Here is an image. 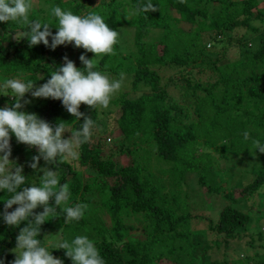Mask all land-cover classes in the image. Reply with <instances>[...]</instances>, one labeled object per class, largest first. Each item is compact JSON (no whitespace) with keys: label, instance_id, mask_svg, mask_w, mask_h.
<instances>
[{"label":"trees","instance_id":"obj_1","mask_svg":"<svg viewBox=\"0 0 264 264\" xmlns=\"http://www.w3.org/2000/svg\"><path fill=\"white\" fill-rule=\"evenodd\" d=\"M48 1L50 11L53 6H59L77 15L96 12L116 31L119 25H130L133 49L126 54L114 51V54L102 55L94 70L111 72L115 76L121 72L130 73L132 85H146L150 93L131 99L122 94L114 99L113 104L119 109V115L114 119L111 112L106 118L99 119L97 107L80 105L79 110L95 122L98 132L116 126L120 136L113 140L114 150L107 155L101 153L99 140L80 145L77 161L87 173L86 177L83 170L75 169L67 161L45 165L42 158L39 160L38 167L52 168L60 183L69 185L68 206L81 204L91 190L96 200L91 211L85 210L81 219L68 223H65L62 211L65 205L59 206L57 218L40 226L37 239L49 248L52 255L57 254L63 264H72L65 255L66 250L53 248L57 244L47 245L45 241L52 234L66 233L75 237L79 232L93 241L105 264H149L152 261L157 264L156 259L161 257L174 264H191L192 258L185 253L162 255L166 241L180 242L190 234L189 223L194 216L190 210L196 206L189 200L193 198L191 191H182L179 184L184 183L192 172L196 187L203 188L207 194L217 193L220 178L209 151L226 160L239 154H260L255 150L253 140L264 143V36L255 34L259 28L252 24L255 20L263 21L264 8L258 5V0H184L183 3L180 0H151L159 10L132 15L137 4L148 0H99L91 8L87 5L93 0ZM213 2H218V7L211 9L208 3ZM125 3L130 11L126 10ZM28 15L30 20L37 19L30 13ZM39 21L50 23L53 34L57 31L58 20L52 13ZM182 23L188 24L189 28L184 29L179 25ZM23 30L25 28L15 21L0 22V72L4 75L22 72L21 79H30L35 85L46 82L50 72L62 65V58L70 45H60L52 50L43 43L29 47L25 38L18 41L11 38ZM204 33L206 40L202 38ZM246 34L258 37L260 46L246 48ZM206 41H233L239 48L240 57L219 63L224 55L222 47L214 59H210L205 50ZM204 57H207L205 62ZM188 65L198 68L195 79L187 77L180 86L183 101L179 103L171 97L165 98L164 89L158 84L157 70ZM77 67L83 70L82 63ZM41 76L43 78L39 79ZM4 101L11 106V100L0 94V105ZM36 109L38 116L53 128L57 123H63L71 130H78L83 124L84 117L76 119L59 100L44 98ZM245 131L249 133L248 140L244 139ZM10 144L11 159L17 164L16 159L23 153L19 165H23V174L28 180L18 190L31 186V183L39 185L42 172L29 167L32 157L38 154L36 149L30 150L27 158L26 146L17 143L14 135ZM114 153L128 154L130 163L115 165ZM147 153L154 158L151 156L149 161L145 160ZM151 158L154 164L150 163ZM160 160L168 165L160 166ZM83 178L87 180L84 182ZM107 178H112V183L108 184ZM263 183L264 170L257 171L240 193L250 195ZM224 195L230 198V193ZM8 196L6 191L0 190V212H3L4 200ZM50 203L54 204V201ZM15 207L13 205V209ZM42 210L38 207L34 211ZM135 214L141 215L138 223L143 240L138 234L129 233L133 226L122 221ZM206 219L208 230L220 234L222 241H226L242 237L241 230L249 217L239 208L223 204L215 220ZM26 224L27 221H21L17 226H9L0 216V259L4 264H10L15 258L11 249L16 245L20 228ZM171 246L170 243L166 248L171 250ZM252 256L253 264L264 263V251ZM235 261L243 264L239 259Z\"/></svg>","mask_w":264,"mask_h":264},{"label":"clouds","instance_id":"obj_2","mask_svg":"<svg viewBox=\"0 0 264 264\" xmlns=\"http://www.w3.org/2000/svg\"><path fill=\"white\" fill-rule=\"evenodd\" d=\"M180 2L183 3L184 0ZM32 7V0H0V22L15 21L25 28L15 35L17 41L25 38L29 47L43 43L52 50L60 45L71 44L93 53V57L113 54L119 33L109 27L102 15L96 12L77 15L70 10L53 6L52 14L58 20L55 26L57 31L53 34L50 23L29 19L28 13ZM157 10L158 7L148 0L147 3L137 4L132 15ZM62 59V65L50 72V78L38 86L30 79L25 81L20 78H8L0 83V94L11 95L14 100L11 106L0 107V190L9 194L4 200V210L0 212V216L9 226H17L21 221H27L26 226L20 228L16 236V245L12 249L15 258L10 264H63L61 259L54 257L49 248L37 239L40 226L51 218H57V208L61 205H65L62 209L65 223L81 219L87 205L68 206L69 185L61 184L57 172L52 168L38 167L39 160L42 158L45 165H58L78 159L80 145L91 139L95 126V122L79 110L80 105L83 103L90 108L99 106L107 109L112 97L124 84L123 72L118 79H112L107 74L94 70L98 60L89 59L84 53L79 56L83 70L67 55ZM42 78L41 76L39 79ZM26 93L33 98L59 100L76 119L84 117L81 128L71 130L63 123H57L53 128L35 112L22 110L31 103V100L25 98ZM66 131L71 133L68 138H64ZM12 135L17 143L36 149L38 154L32 157L29 167L42 172L39 185L31 183V186L18 190L28 180L23 174V165L10 159ZM243 136L245 140L249 139L247 131ZM253 145L255 150L264 153V143L253 140ZM50 201H54V204ZM13 205H16L14 209ZM38 207L43 210L35 212ZM53 248L66 250L65 255L71 259L72 264H105L93 241L84 235H77L71 242L61 241ZM0 264H4L3 259H0Z\"/></svg>","mask_w":264,"mask_h":264},{"label":"rangeland","instance_id":"obj_3","mask_svg":"<svg viewBox=\"0 0 264 264\" xmlns=\"http://www.w3.org/2000/svg\"><path fill=\"white\" fill-rule=\"evenodd\" d=\"M98 1L99 0H93L89 5H87V8H91ZM32 2L33 7L29 10V13L31 15L35 16L39 20H43L45 17L51 15L52 12L50 11L48 0H32ZM208 5L211 7V9L217 8L218 2L208 3ZM258 5L264 8V0H258ZM124 6L127 11H130L127 3H125ZM262 20V22H258L255 20L252 22V24L258 26L259 28L254 33L257 35L260 34L261 36H264V15L262 16ZM179 25H182L184 29L189 28V25L185 23ZM117 32L119 33V37L118 43L114 45V51L120 54H126L128 51H131L133 49L132 27L124 23L118 26ZM14 37V35L11 36V38ZM245 37L246 40L244 42L246 44V48L260 46L261 42L258 37L254 38L249 34H246ZM202 38L203 40H206L207 37L205 33L202 34ZM69 45L70 48L66 55L70 60L75 63L76 66L82 63L79 60V56L81 53H84L89 59L93 58L94 60L99 61V59L101 58V56L93 57V53L85 52L83 48H76L71 44ZM222 47H224V55L218 61L219 63H225L240 57V54H238L239 48L237 47V45L234 44L233 41H230L229 43H226L225 41H216L213 43L207 42L205 45V50H207L210 59H214V57L218 54L219 50ZM203 60L205 62L207 60V57H204ZM196 68L198 67L194 65L159 68L157 70L159 75L158 84L159 86L163 87L165 98L171 97L172 99L181 103L183 100L180 96L182 92L180 86L181 84H184V81L187 77L188 79H195L194 77L196 76L197 71ZM102 73L107 74L112 79L119 78V75L115 76L111 72L102 71ZM124 74L125 80L122 89L112 97L109 107L107 109H103L99 106L97 107V117L99 119L106 118L108 112H111L113 119L119 115L118 106L113 104V100L118 98L120 95L123 94L125 98L131 99L139 94L150 93L148 86L143 85L141 83L132 85V76L130 75V73ZM22 75V72H18L11 75H4L0 72V83H2L5 79L8 78L21 79ZM204 75L205 74L203 73L202 77ZM190 80L193 81L192 79ZM43 83L44 82L40 84ZM40 84H37V86ZM1 95L3 97L7 96V98L11 100V105L12 103H14V100L11 95ZM25 98L31 100V103L25 105L22 110L27 112H35L38 115L39 112L37 111L36 107L41 106L42 102L44 101V98H33L29 93L25 94ZM6 105L10 106L7 102L4 101L1 102L0 107H4ZM203 110L204 109L202 107V113L204 112ZM118 136H120V132L116 128V126L104 132H98V127L94 126L92 129V136L90 142L94 143L95 141L99 140L102 149L101 153L107 155L109 152H112L114 150V145L112 142ZM68 137L69 132L66 131L64 133V138ZM23 145L26 146L24 152L27 153L26 157L29 158V151L32 150L34 147H28L25 144ZM206 150L209 151V149ZM21 154V157H16V160L19 164H21ZM209 155L213 161L214 167L218 168L217 176L218 178H220V189L217 193L207 194L203 190V188L196 187V185L194 184L195 175L192 172L187 175L186 181L184 183L179 184V188L182 189V191H191L194 199L190 198L189 200L194 202L193 205L196 206L194 207V209L190 210L192 216L194 215L189 223L190 234L188 235V237L181 239L180 242H177L176 240H174L173 242L166 241L163 247L162 255L171 256L177 252H179L180 254L182 253L181 255H183V253H185L186 255L190 256V258H192L191 264H215L221 263L223 261L227 263L232 262V264H239L236 261L234 262V260L236 259H239L240 263L243 264H253V261H251V257H254L252 255L254 253L260 254L264 251V247L262 245L264 244V183L258 188V190L253 191L250 195H241L240 189L245 186L248 182H250L252 178L255 177L257 171L264 170V153L255 155L239 154L231 156L226 160L224 158H218L217 153L214 151H209ZM151 156L154 158V155L147 153L145 156V160H148V157ZM11 158L12 156L10 157V159ZM153 158H151L150 160L151 164H154ZM112 160L114 161L115 165H123L130 163V156L128 154L123 153H114V155L112 156ZM140 160H142L141 157ZM67 162L70 163V165H72L75 169L83 170V166L79 165L77 159L69 160ZM159 165L164 167L168 165V162L160 160ZM82 174L84 175V177L87 176V173L84 170ZM86 180L87 178H83L84 182ZM105 181L110 184L112 183V178H107L105 179ZM225 192L230 193V198L225 197ZM94 200H96V195L93 193L92 190L84 196V201L81 204L87 205L86 212L91 211V209L94 208ZM223 204L233 205L248 214L249 219L244 224V227L241 230L242 237L239 239H229L226 241H222L220 234H215L207 228L208 221L206 217L215 220L217 212ZM140 219L141 215L135 214L133 217L123 218L122 221L123 223H127L133 226V229H130L129 233L138 234L140 236V239L143 240L144 236L139 231L140 223H138V220ZM77 235L83 234L79 232L77 233ZM75 237L66 233L61 235L52 234L45 241V244L48 245L49 243H53L54 245H56L64 240L71 242V239ZM216 238L218 242H216ZM170 243L172 244L173 248L171 250H168L166 247H170ZM14 248L15 247H13L12 249L14 250ZM53 256L59 258L57 254ZM247 257L249 258L248 260H246ZM156 262L157 264H174L165 257L157 258ZM149 264H153V261Z\"/></svg>","mask_w":264,"mask_h":264}]
</instances>
